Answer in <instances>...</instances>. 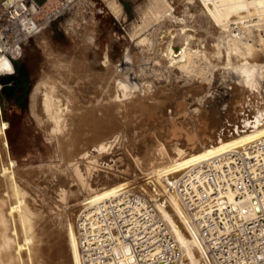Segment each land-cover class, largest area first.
Wrapping results in <instances>:
<instances>
[{"label":"bare ground","instance_id":"bare-ground-1","mask_svg":"<svg viewBox=\"0 0 264 264\" xmlns=\"http://www.w3.org/2000/svg\"><path fill=\"white\" fill-rule=\"evenodd\" d=\"M193 1L194 3L198 2L197 6L201 9L200 11L202 12V14L208 18L210 24H213L212 26L217 27L218 30L221 29L220 32H222V28L219 27L223 23H228V25L233 24L235 26L245 23L243 22L245 20L249 21V23H258L264 21V0ZM89 2L82 4H86L88 6ZM108 9L114 15L118 14L117 8L109 5ZM171 18L172 22L175 23H173V26L182 23V20H179L174 16H172ZM182 25L180 24V28L176 26L179 30L169 29L164 31L162 34L158 35L157 43L159 44L156 45L159 46V55L156 56L155 59H153L155 63L151 62L152 60L149 56L141 66V72L143 76H151L154 75L152 73H156L155 75H159V77H162V74L160 73H163V69H161L160 67L164 66V68L168 70L167 79H170V82H168L170 83L169 85L160 87L161 83L159 81H161V79L157 77L158 79L154 82V86H145L146 84H141L142 82L137 81V78L132 75L130 71V63L128 62V60L123 61L121 64L119 63L120 65L116 68L112 65V63L107 57L104 61V67L106 69V72L97 73V77L92 80L89 84L85 83V76L83 74L84 72H74V65H72L71 67L68 66L70 68L67 69L66 72H74L73 77L71 76V79L73 78V80L75 81L74 84L76 85L73 96L75 97V100L73 99L74 101H69L72 106L69 104V102L66 101V97H63V94L61 93L62 91H60L61 89H57L59 88L57 85L56 87L53 83L49 81L45 83L44 81L45 84H43L47 88H42L43 90H46V92L44 91L45 95L43 93V96L46 97L44 101V107L42 108V111L37 110L38 113L42 112L41 115H44V117L40 118L39 120V128L45 133V135L49 137V142H56V146L58 148L59 153L57 156L60 161L63 163H72L68 167L69 173L67 171V178L65 180L60 179L61 177L65 178L64 174L60 172L61 169L58 172L48 170L40 173H33L31 171L25 170L22 174L15 173L16 170L14 171V169L16 167V162L11 158L7 139L5 136V132L9 128V125L7 122L2 121L0 118V264H58V262L60 263L62 259H60V256H58V251L56 252L54 250L55 248L53 249V247H55L56 239L60 240V238L62 239L61 241L64 243V246L62 245V248L65 252L63 254H66V263L82 264L79 239L75 225L76 220L74 223V229L75 241L77 246V257L75 256L74 251H72L73 247L71 248L70 246L71 243L69 242V239L71 238L68 239V235L71 230H69L68 232V226L66 224L63 225L64 223L62 224L63 221H60L61 218L56 223H52V226L49 224H45L44 222H42V215L41 213H39V210L33 211L32 209H30L29 205L26 204L28 203L26 200V203H24L25 195L27 194V191L30 190V188H39L42 183L44 184L50 180H53L57 183V185L55 186H53L52 184V186L57 192V197L61 199H73L70 204H72V206L79 204L77 207H88L94 205L96 206L101 203H106L112 198H116L125 194H138L137 191L140 190L141 194L143 193L144 195L145 193V195H147L150 200L153 201L155 207L153 206L152 202H149L148 200L152 207L156 209L162 221L168 226L170 233L180 250V264L182 262V254L183 259H185L186 261L185 264H207L205 261V253L203 247L197 236L196 228L193 225V222L186 206L182 203L179 198L178 185L180 179L187 172H190L195 168L203 166L205 164L214 163L215 159H218L220 156L224 155L227 152L233 150H242L253 143H256L258 141H264V101L263 96L259 93V91H257L255 84L256 81H254V76L256 72L264 68V65H262V63H264V35H262L264 32V26L260 23V25L262 26L258 24L259 26L255 27L258 30L262 28L258 32L256 31L259 35H255L256 33L254 34L255 38L259 39L258 42L256 39V42L258 43L257 45H255L256 47L250 44V38L252 36L250 37L248 35L246 37L247 41L246 39H244L246 41L245 46L241 45L240 47H238L239 51L238 48H233V45H227L224 52V50L219 47L220 45H216V42V46L212 47V45L208 44L207 40L202 35L200 36L197 31L193 32L190 29L186 30L185 28L187 27ZM241 27L242 26H240V28ZM217 28H215V32H217ZM247 28H249L248 30L250 31L251 28L246 27V29ZM242 32L245 33L246 31L244 32L243 30ZM259 32L262 34H260ZM73 33L74 35L77 34V32L75 31H73ZM255 38L252 37V40H255ZM229 40L231 41V39ZM38 41L41 42V44L46 45L43 42L44 39L41 38ZM162 42H164V44H162ZM162 45H164V47H161ZM167 48H170L171 51L167 52ZM219 48H221V50L224 52L225 58H220V56H223V54L220 55L222 52H220ZM233 54L235 55V57H238L239 55L242 60H239V62L236 61V59L233 58ZM213 58H217L216 63L214 61L213 64L222 65L223 63H225L224 65L226 66V68L228 67L227 69H230L232 73H235L237 75V80L240 79L236 83L242 91L244 90L248 93V97H245V99L247 100L243 99V105L247 104V108H249V110L247 112H244L243 114H240L239 117L237 116L238 121H235L237 122V126L229 125L231 129H229L230 127L227 129L225 126L228 125V107L227 110H225L226 114L219 113L218 115H220L221 117H218L217 115L219 119L218 123H220L221 128L217 127L218 129H215V132L209 134L207 133V131L209 130V126H211L210 129H214V123L211 125L208 122V119H206V116H202V113L198 114V111L196 109H194L193 112L197 115V117H201L202 122H199V124H194L193 127H190V124L186 122L185 118L188 117L183 118V120L185 119V121L181 122H177L173 118L182 114H191L190 112L192 110L188 112L186 109V106L190 103L188 102V104L186 105V101H188V97L191 98L192 96L193 98L197 96L196 94H194L195 92L191 93L190 90H186L187 87L184 89L183 87L185 86H182V83L180 85L181 87L177 85L179 79L178 75L180 73L181 76L183 74H186V79H193L192 83L196 82V79L199 76L201 77V74L204 72L201 73L200 70L194 71L195 60H198L197 62L200 61V63L201 61L207 63ZM80 60H82V57ZM51 62L52 63L50 64L53 67L59 64L56 59H51ZM214 67L217 68L216 66ZM220 69H222V66ZM64 70L65 69L63 67L59 69H53L55 73L62 72ZM194 77H196V79ZM47 79L52 80L51 78ZM184 79L183 81H185ZM59 80H63V82L65 81L63 78ZM52 81L54 82L55 80ZM189 81H185V83ZM198 82L202 83V80L201 82L200 80ZM185 85L187 86V83ZM233 88L234 87H232V89ZM200 90L202 89L200 88ZM31 96H33V94ZM42 98V100H44V97ZM232 102H234V100ZM159 103L160 106H157ZM229 103L230 102L228 101V106ZM233 105L235 107L236 104ZM241 106L242 105H240V108ZM169 107L173 108H171L172 111L169 110ZM162 108H165L166 110L168 109L166 114L168 115L169 113L170 115V117L168 115L169 119H167L166 123L164 125L162 124V132H160L159 134L156 132L152 133L150 134V137L146 140H140L142 142H138L139 152H136L138 153L137 155H133V151H131V154L129 152L130 148H128L129 151L126 149L124 150L125 152L122 151V153H124L126 163L120 166V168L111 169L109 167L107 168L106 166H101L104 161L100 164L101 159L99 158L98 154L104 153V151L106 152L105 148L106 146L107 148L109 146L110 140H108V138L106 139V136H109V130L111 131L112 128L113 130H116L115 128L121 129L120 127L122 126L124 127L123 129L131 130V128L129 127H131L132 124L124 122L126 121L124 120L126 117L134 116L137 113H144V115L146 114V116L153 117V115L156 113V110ZM30 109H32V107ZM240 112H238V114ZM162 113L164 114V111ZM38 115L40 116V114ZM165 116L163 118H165ZM228 120L230 121V119ZM133 128L132 131H134ZM150 129L153 130L154 128L151 127ZM118 130H116V132H118ZM118 135L120 134L118 133ZM135 136L139 137L136 134ZM132 138L136 139L133 136ZM105 139L108 140L106 143ZM122 141L121 143L118 142L117 145L125 144ZM125 141L127 142V140ZM117 145L116 147L118 148ZM133 145L134 144H132V147ZM121 146L122 145H120L119 147L121 148ZM124 146H122V150ZM129 146H131V144ZM96 149L98 150L97 152L95 151ZM133 149L134 148H132V150ZM109 151H107V153L110 154ZM95 152L97 153V156H95ZM121 163L119 165H121ZM63 166L60 165V167ZM68 178L70 181H68ZM70 178H72V181ZM131 179L134 180L133 182H135V185L137 186L136 188L138 190L135 189L136 191L133 190V192L122 193L121 191L126 189V185L128 183H131ZM66 181L69 182V184H71V182L75 184L76 189H68V187L71 186L67 187L68 184H66ZM26 187L28 190H26ZM126 190L132 191V189ZM106 192H108L109 195L114 196L103 200H97L94 202L91 201L92 198L101 195L102 193L104 196V193ZM29 193L27 194L28 196ZM77 193L81 194L82 196L78 198L76 196ZM40 197L39 200H37L38 202L40 201ZM224 197H226V200L232 204V194H227ZM93 200H95V198ZM256 203L257 202L254 201V204ZM53 204L54 203H52V206ZM35 206L38 207V203ZM59 206L57 207L59 208ZM44 207L42 209H45V211L48 210ZM256 207L258 206L256 205ZM41 208L39 209L41 210ZM62 208L64 207L61 206V211L64 210H62ZM234 209H236V207H234ZM258 209L260 208L258 207ZM55 211L56 210L54 209V212ZM257 211L258 210H256V212ZM52 212L50 211L51 214ZM250 212V216L254 215V213L252 214V210H250ZM55 214L56 213H54V215ZM61 214L63 215L62 212ZM43 215H45V217L47 218V212L46 214L44 212ZM50 216L51 215H49L48 217L51 218ZM245 216L246 212H242L241 214H239L238 221L242 222L243 218L246 219ZM45 217L44 219L46 220ZM57 224L59 229L58 231H54V228H56L57 230ZM60 226H63V229H60ZM57 245L59 246L58 243H56V247ZM60 252L62 253L61 250ZM62 263L65 264V261H62Z\"/></svg>","mask_w":264,"mask_h":264},{"label":"rangeland","instance_id":"rangeland-1","mask_svg":"<svg viewBox=\"0 0 264 264\" xmlns=\"http://www.w3.org/2000/svg\"><path fill=\"white\" fill-rule=\"evenodd\" d=\"M103 1H105V2H103ZM0 2H1V0H0ZM115 3H116V5H115ZM195 3H197V4H195ZM195 3L193 0L192 1H189V0H107V1L106 0H93V1L89 2L88 6L86 4H81V3L76 5V7H74V9L72 10L71 13L65 15L61 19L52 23L50 26H48L44 30L40 31L32 39H30L27 42V44L25 45L24 51L22 53V57L15 64V69H16L15 76L12 77L11 79H9L7 77H1L0 78V84H2V85H6L9 82L12 83L11 86H4L0 90V111H1L0 118L2 121L7 122L9 125V128L5 132V136L7 139L11 158L16 162V167L14 169V171L16 170L15 173L22 174L25 170L31 171L33 173H40V172L48 171V170H53L55 172L56 171L58 172L61 169L60 172H62L64 174L65 178L61 177L60 179H63V180H65L67 178V171L69 173L68 167L72 163H63L60 161V159L57 156L59 153H58V148L56 146V142L55 141L49 142L48 141L49 137L47 135H45V133L39 128V120H40V118H43L44 115H41L42 112L38 113V111H42V108L44 107V101H45L46 97L43 96V93L45 95L46 90H43V89L44 88L47 89L46 86H44V84L46 82L49 81V82L53 83L55 86L57 85L59 87L57 89L58 90L61 89L60 91H62L61 93L63 94V97L64 98L66 97L65 99L67 102L74 101L75 97H73V96H74V90L76 88V85L74 84L75 81L73 80V78L71 79V76L73 77V74L76 71L77 72L81 71L82 73L84 72L83 74L85 76V79H84L85 83L89 84L92 80H94L97 77V75H98L97 73L106 72V69L104 67V61H105V58L107 57L110 60V62L112 63V65L116 68L123 61L128 60V62L130 63V68H131L130 71H131L132 75L137 78V81L142 82L141 84H143V83L146 84L145 86L149 85L148 87H151L150 85H153V84L155 85L154 82L157 81V79L159 78V79H161V81H159L161 83L160 87H162V86L170 84V83H168V82H170V79L169 78L167 79L168 70L165 69L164 66H161L160 68L163 69V73H160V74H162L161 75L162 77H159V75L158 76L155 75L156 73H152L154 75H151V76H143L142 72H141V66L149 56H150V59L152 60L151 62L155 63V61H153V59H155L156 56L159 55V46L156 45V44H159V43H157V41H158L157 38H158V35L162 34L164 31L169 30V29L170 30H179L178 28H180V24L182 25V23H183L182 26H186L188 28V29L185 28L186 30L190 29L193 32L197 31V33L200 34V36L202 35L207 40L208 44L212 45V47L216 46L218 44V45H220L219 47H221L225 52L227 45H233L234 46V47L232 46L233 48H238L241 45L245 46L246 41H247L246 37L249 35L250 37L252 36L253 38H255V35H259V34H257V32L262 29V28H260L258 30L255 27L259 26L260 23L263 24V26H264V23H263L264 21L258 22V23H255V22L249 23V21L245 20V21H243L245 23H242L240 25H235V26L233 24L231 25L230 23H229L230 25H228V23L222 22L223 24L219 27V28H222V32H220L221 29L218 30L217 27L212 26L213 24H210L208 18L202 14V12L200 11L201 9L197 6L198 2H195ZM109 5L117 8V10H118L117 15H114L113 13H111L109 11V9H108ZM172 16L178 18L179 20H182V23H180L179 25L173 26L174 22H172V18H171ZM176 24H178V23H176ZM74 26H76V27H74ZM240 26H242V27L240 28ZM260 26H262V25H260ZM170 27L171 28L174 27L175 29L174 28L171 29ZM246 27H250L251 28L250 31L248 30L249 28L246 29ZM215 28H217L216 29L217 32H215ZM253 28H255V29H253ZM243 30H244V32L245 31L246 32L243 33L242 32ZM73 31L77 32V34L74 35ZM218 32H220L221 34ZM246 33H249V34H246ZM260 34H262V33H260ZM262 35H264V32ZM252 37L250 38V41H251L250 44L255 46L258 44L257 42L259 41V39L255 38V40H252ZM41 38L44 39L43 42L46 45H43V44H41V42L38 41ZM229 39H231V41H233V42H231ZM244 39H246V41ZM256 39H257V42H256ZM217 41L220 43H218ZM215 42H216V45H215ZM39 43H40L41 47H40ZM213 43H214V45H213ZM225 43H226V45H225ZM231 43H234V44H231ZM162 44H164V42H162ZM235 45H236V47H235ZM43 46L46 48V50ZM161 47H164V45H162ZM170 48H171V46H170ZM170 48L166 49L167 52L171 51ZM221 48H219L220 52H222L220 55L223 54V56H220V55L219 56L222 59L225 57H224V52L221 50ZM145 50H147L148 52ZM238 51H239V48H238ZM81 57H82V60H80ZM239 57H240L239 55H238V57H235V55L233 54V58H235L236 61H238V62H239V60H242V58L241 57L239 58ZM51 59L52 60L56 59V61L59 64L57 66H54V67L51 66V64H50V63H52ZM216 59L213 58L211 61H208L207 63L206 62L204 63L203 61H201V63H200V61L197 62L198 60H195V64H194L195 69L193 68L194 71L200 70L201 73L202 72L205 73V74L202 73L201 77L200 76H199L200 78L198 77L199 79L198 78L196 79V77H194L196 79V82H193V83H195L197 86L192 83L193 79H189V78L186 79V74H183L184 76L183 75L181 76L180 75L181 73L179 74L180 76L178 75L179 79H178L177 85L180 86L182 83V86L183 85L185 86V87H183L184 89L187 87L186 90L187 89L190 90L191 93L195 92L194 94H196L197 96H195L196 98L195 97L192 98V96H191V98L188 97V99H187L188 101H186V105L188 104V102L190 103V104H188L190 107L187 105L186 109L188 112H190L192 110L190 112L191 114H189V115L182 114V115L175 116L173 118L177 122L178 121L179 122L185 121V119H186V122L188 124H190V127H193L194 124H199V122L200 123L202 122L201 117H197V115L194 114V112H193V110L196 109L198 111V114L202 113V116H206V119H208V122L211 125L214 123V129H210L211 126H209V130H208L209 132L207 131V133H209V134L215 132V129L217 130L218 128H221L220 123H218V120H219L218 117H221V116L218 114L219 113L226 114L225 110H227L228 107H229L228 108L229 110L227 113H228V119H230V121L227 119L228 125L225 126L227 129L232 125L237 126V122H235V121H238L237 119L240 116V114H243L244 112H247L249 110V108H247V104H244L245 106L243 105V99H245V97L246 98L248 97V93L244 90L242 91L241 88L238 87V85L236 83L240 79L237 80V78H236L237 75L235 73H232L230 69H227L228 67L226 68V66L224 65L225 63H223L222 65L213 64L214 61L216 63ZM236 61H234V62H236ZM203 63H204V65H203ZM72 65H74L75 71L74 72H66V70L69 69ZM164 65H165V63H164ZM196 65H197V67H196ZM262 65H264V63H262ZM68 66H70V67H68ZM199 66H201V67H199ZM214 66H216L217 68H215ZM221 66H222V69H220ZM62 67L65 69L62 72L55 73L53 71L54 68L59 69ZM218 67H220V68H218ZM47 71H49V72H47ZM20 76H22L21 80L19 78ZM45 76H47V77H45ZM202 76H203V78H202ZM61 77L65 80L64 82H63V80L62 81L59 80V79H62ZM47 78H51L52 80H55V81L53 82L52 80L47 79ZM183 79L185 81L190 80L191 82L190 81L186 82L187 83V86H186L185 85L186 83H185V81H183ZM199 80H200V82L202 80V83H199L198 82ZM44 81H45V83H44ZM149 81H151V82H149ZM254 81H256L255 82L256 89L263 96V101H264V68H262L261 70H258L256 72V74L254 76ZM37 84H39V85H37ZM191 84L196 86V87L192 86ZM62 85H64V86H62ZM20 87H22V90L20 89ZM37 87H38V89H37ZM232 87H234V88L232 89ZM197 88H199V89H197ZM200 88L202 90H200ZM38 90L40 92V97H39ZM65 90H66V92H65ZM20 92H22L21 99L19 100L18 104H15L14 100L17 97H19ZM37 92H38V95H37ZM4 93L6 94V97L3 98L1 94H4ZM32 94H33V96H31ZM64 95H66V96H64ZM41 96L44 97V100H42L43 98ZM231 96H232V98H231ZM32 97H33V99H32ZM197 99H198V101H197ZM231 99H233L234 102H232L233 100H231ZM31 100H32V103H31ZM245 100H247V99H245ZM40 101H41V103H40ZM228 101L230 102L229 106L227 105ZM70 102H69V104H70ZM42 104H43V106H42ZM191 104H192V106H191ZM233 104H236L235 107ZM38 105H39V107H41V106L42 107L39 108ZM70 105L72 106V104H70ZM240 105H242L241 108H240ZM157 106H160V103ZM31 107H32V109H30ZM165 108L157 109L156 113L153 115V117L150 116L151 118L149 116H146V114L144 115V113H137L134 116L126 117L124 119L126 121H124V122L132 124L131 127H129V128H131V130L130 129H127V130L123 129L124 128L123 126L120 127L121 129L115 128L116 130L119 129L118 132H116V130H113V128H112L111 131L115 132V133H112L109 130L110 133L108 134L109 136H106V139L108 138V140H110L109 146H108L110 151L106 146V148H105L106 152L104 151V153L98 154L99 158L101 159L100 164L104 161L101 166H103V167L106 166L107 168L109 167L111 169L120 168V166H122L124 163H126L125 162V156H124V153H122V151L125 152L124 151L125 149L129 151L128 148H130V151H129L130 153H131V151H133L132 152L133 155L134 154L137 155L138 153H136V152H139L138 151L139 150V148H138L139 143L142 142L140 140H143V141L146 140L147 138L150 137V134H152V133L156 132L159 134L160 132H162V127H163L162 124L164 125L166 123L167 119H169L168 118L169 113H168V115L166 114L168 109L166 110ZM171 108L172 107H169L170 111H172ZM190 108H193V109H190ZM234 108H236V109H234ZM242 108L245 110H243ZM205 109L206 110L208 109V110L206 111ZM233 109L235 112L233 111ZM163 111H164V114L162 113ZM205 111L208 112L209 114L206 113ZM230 111H233V112H230ZM236 111H237V113H236ZM238 112H240V113L238 114ZM38 114H40V116ZM207 115H209V116H207ZM217 115H218V117H217ZM164 116H165V118H163ZM234 116H236V117L238 116V117L236 118ZM169 117H170V115H169ZM185 117H188V118H185ZM128 118L131 120H129ZM132 118H133V121H132ZM138 118H139V120H138ZM183 118H185V119L183 120ZM232 119H234V120H232ZM36 121H38V122H36ZM133 122H135V123H133ZM133 127H135V128H133ZM151 127H153L154 129L151 130L150 129ZM132 128L134 129V131H132ZM229 129H231V127ZM121 131H122V135H121ZM127 132L129 134V136H128ZM118 133L120 135H118ZM123 133H124V135H123ZM111 134H113L114 136ZM135 134L138 135L139 137L135 136ZM131 135L134 138L137 137L138 139L137 138L133 139ZM126 136L129 138H127ZM106 139H105V143L108 141ZM128 139L129 140L131 139L132 142H131V140L129 141ZM125 140H127V142ZM134 140H136L137 142ZM121 141L125 144L117 145V143L118 142L121 143ZM110 143H111L112 147L110 146ZM130 144H131V146H129ZM132 144H134L133 147H132ZM116 145L118 146V148L116 147ZM120 145H122V146L125 145L123 147V150H122V146H121V148L119 147ZM113 146L115 147V149ZM132 148H134V149L132 150ZM97 149L95 150L96 152L98 151ZM107 151H109L110 154L107 153ZM103 154H106V155H103ZM107 155H111V156H107ZM95 156H97V153ZM117 156H118V158H117ZM119 156H121L122 158ZM123 156H124V158H123ZM106 159L107 160L109 159V160L107 161ZM116 161H118V162H116ZM104 163H106V164H104ZM120 163H121V165H119ZM60 165L61 166L64 165V166L60 167ZM54 167H56V168H54ZM65 173H66V175H65ZM0 177H1V173H0ZM70 179L72 181V178H70ZM52 181L53 180H50L44 184L42 183L39 186V188L33 187L36 190H34L33 188H30V190H28L26 187V190H28L27 194L29 192L31 194L32 193L33 194L31 195L29 193L30 197L26 194L25 199H24V203H26V201H27L28 203H26V204L29 205L30 209H32L33 211L39 210V213H41V215H42V222H44L45 224H49L52 226V223H56L61 218L60 221L61 220L63 221V222L61 221L62 224L64 223L63 225L66 224L68 226V232H69V230H71L69 232L68 239L71 238V239H69L70 240L69 242L71 243L70 246H71V248L73 247L72 251H74L75 256L77 257V250H76L77 246H76V241H75L74 223H75V220L77 218L79 211L86 206L77 207L79 204L72 206V204H70V202L73 201V199L69 200V199L58 198L57 192L53 187V186L57 185V183L55 181H53L55 183L54 184ZM68 181H70L69 178H68ZM130 181H131V183H128L129 185L128 184L126 185V189H132V191L131 190L128 191V190L124 189L125 192H124V190H122L121 191L122 193H127V192L129 193V192H133V190L134 191L138 190L136 188L137 186L135 185V182H133L134 180L131 179ZM52 184H53V186H52ZM66 184H68L67 187L71 186V187H68V189H74V190L76 189V185L73 184L72 182H71V184H69V182L66 181ZM42 190H44V191H42ZM41 191L43 192L44 195L42 194ZM25 193H26V191H25ZM137 193L142 195V196H145V198L147 197L148 199L147 198L146 199L149 200V202H152V204H153V201H151L150 198L147 195H145V193H144V195H143V193L141 194L140 190H138ZM104 194H105L104 196L102 193L101 195L94 197L95 200H93L94 198H92L91 201L94 202L97 200H103V199H107V198L114 196V195H109L108 192H106ZM54 195H56V196H54ZM76 196L78 198H80L82 195L77 193ZM39 197H40V201L38 202L37 200H39ZM45 199H47L48 202ZM41 200H42V202H41ZM43 200H45V201H43ZM53 200H55L56 202ZM57 202H59V203H57ZM37 203H38V207L35 206V205H37ZM52 203H54L53 206H52ZM59 204H60V206H59ZM42 205H43V207L46 205L44 208H46L48 210L45 211V209H42L43 208ZM232 205H233V207H237L236 200L233 199ZM57 206H59V208ZM61 206L64 207V208H62V210L64 209L63 211H61ZM74 206H76V207H74ZM153 206H154V204H153ZM39 208H41V210ZM54 209L56 210L55 212H54ZM52 210H53V212H52ZM50 211L52 212V214L50 213ZM44 212H45V214L47 212V218L45 217V215H43ZM48 212H49V214H48ZM61 212L63 213V215L61 214ZM54 213H56V214L54 215ZM60 214L64 217L65 220L63 219V217ZM49 215H51L50 216L51 218L48 217ZM52 215H54V216H52ZM243 215H245V214H243ZM158 216L160 217L159 214H158ZM44 217L46 218V220L44 219ZM49 221H50V223H49ZM54 227H56V226H54ZM54 227H52V228H54ZM60 227H61L60 229H63V226H60ZM167 228H168V226H167ZM54 229H55L54 231H58V229H59L58 224H57V230H56V228H54ZM168 230H169V228H168ZM169 232H170V230H169ZM61 240H62L61 238H60V240L56 239L55 247H53V249L55 248L54 250L56 252L58 251V256H60V259H62V261H65V264H67L66 258H65L66 254H63L65 252H64V249L62 248L64 246L63 245L64 243ZM56 243H58L59 246L57 245V247H56ZM60 250L62 251V253L60 252ZM62 261L60 263L58 262V264H63ZM185 263H186V261H185V259H183V254H182L181 264H185Z\"/></svg>","mask_w":264,"mask_h":264},{"label":"built area","instance_id":"built-area-1","mask_svg":"<svg viewBox=\"0 0 264 264\" xmlns=\"http://www.w3.org/2000/svg\"><path fill=\"white\" fill-rule=\"evenodd\" d=\"M89 1L93 0L1 1L0 78L15 76V64L30 39ZM11 85L0 84V90ZM227 194L236 200V209L224 197ZM178 195L207 264H264V141L187 172L179 181ZM242 212L246 219L239 222ZM75 225L82 264H180L174 238L140 194L82 208Z\"/></svg>","mask_w":264,"mask_h":264},{"label":"trees","instance_id":"trees-1","mask_svg":"<svg viewBox=\"0 0 264 264\" xmlns=\"http://www.w3.org/2000/svg\"><path fill=\"white\" fill-rule=\"evenodd\" d=\"M19 78H20V80H21V79H22V76H20ZM20 89L22 90V87H20ZM21 90H20V91H21ZM21 94H22V92H20L19 97H17V98L14 100L15 104H18L19 100L21 99ZM1 95H2L3 98L6 97V94H5V93H4V94H1ZM8 96H9V95H8Z\"/></svg>","mask_w":264,"mask_h":264},{"label":"crops","instance_id":"crops-1","mask_svg":"<svg viewBox=\"0 0 264 264\" xmlns=\"http://www.w3.org/2000/svg\"><path fill=\"white\" fill-rule=\"evenodd\" d=\"M1 1H3V0H1Z\"/></svg>","mask_w":264,"mask_h":264}]
</instances>
